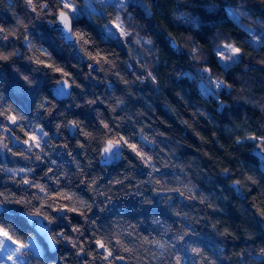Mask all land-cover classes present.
Segmentation results:
<instances>
[{
    "label": "clouds",
    "instance_id": "9594fccd",
    "mask_svg": "<svg viewBox=\"0 0 264 264\" xmlns=\"http://www.w3.org/2000/svg\"><path fill=\"white\" fill-rule=\"evenodd\" d=\"M0 264H264V0H0Z\"/></svg>",
    "mask_w": 264,
    "mask_h": 264
},
{
    "label": "trees",
    "instance_id": "16d2710c",
    "mask_svg": "<svg viewBox=\"0 0 264 264\" xmlns=\"http://www.w3.org/2000/svg\"><path fill=\"white\" fill-rule=\"evenodd\" d=\"M62 58V57H61Z\"/></svg>",
    "mask_w": 264,
    "mask_h": 264
}]
</instances>
